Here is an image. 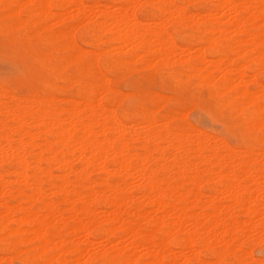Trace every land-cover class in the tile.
<instances>
[{
	"label": "bare ground",
	"instance_id": "6f19581e",
	"mask_svg": "<svg viewBox=\"0 0 264 264\" xmlns=\"http://www.w3.org/2000/svg\"><path fill=\"white\" fill-rule=\"evenodd\" d=\"M0 35L23 68L0 80V264H264V0H0ZM139 63L174 103L196 79L243 144L123 92Z\"/></svg>",
	"mask_w": 264,
	"mask_h": 264
},
{
	"label": "rangeland",
	"instance_id": "374dc122",
	"mask_svg": "<svg viewBox=\"0 0 264 264\" xmlns=\"http://www.w3.org/2000/svg\"><path fill=\"white\" fill-rule=\"evenodd\" d=\"M193 11H195V9H192ZM55 22V21H54ZM176 30H171V33L173 35V40L174 42L178 45L181 46L184 43V40H190L191 36H192V31L189 29H182L179 31V33L174 32ZM178 32V31H177ZM6 43L5 37L0 35V80H8L9 82H11V84H15L17 81H19L22 78V66L20 63L18 64V61H16L15 57L11 54V51L9 49V47L4 44ZM196 49L193 48V50ZM3 50V51H2ZM192 50V51H193ZM137 66V72L134 69L128 70L129 73H127V82L123 81L120 84L121 90L125 93H129V88L127 87V83H143L142 85L144 86V90H148V91H156V92H161L159 94L163 95L166 97L170 96L169 99V103L172 104L169 108L164 109L162 111V113L166 112L167 110L171 109V108H177V110H181L180 113H183L184 116L186 117V119H188L191 123H193L197 128L202 129L207 131L208 133L211 134H215V135H219L221 137H223L227 143L229 145H231L232 147H240V145L243 144V139L241 137V130H228V126H224L225 123L228 125L232 124L231 118L229 117V113L225 112L223 110H219V107L217 106L216 102L213 100H210L208 98L207 92L205 89L197 86V88H195V86L193 84H195L194 81H196V79L194 80V78L191 79V86L189 87L187 93H184V97L182 99L181 103H174L175 101V95L173 92H171L170 90H164L160 84H158L157 82L152 83V84H148L147 81H143L142 79L143 76H139L141 75L140 73H142L144 75V77L146 76V72L148 74V72L153 71V69H148V71L142 70L141 64H136ZM140 66V67H139ZM141 69V70H139ZM133 70V73L131 74V71ZM21 73V74H20ZM130 76V77H129ZM126 77V78H127ZM145 80V79H144ZM194 82V83H193ZM194 88V89H193ZM191 89V90H190ZM27 91V89L25 87H22L18 92L19 93H25ZM192 91V92H191ZM195 92V93H193ZM194 94H200L198 97L201 98H196L199 100H195L192 101V96ZM162 100V99H161ZM201 101V102H200ZM194 102V103H192ZM193 104V105H192ZM180 105H182L180 107ZM187 109V110H186ZM192 109V110H191ZM191 110V111H190ZM188 113V115H186ZM228 130V131H226ZM247 142H249V139L247 140ZM93 178H95V176H93ZM100 239H96L94 241V243H99ZM99 247L98 245H94L95 249H97ZM93 247V248H94ZM97 247V248H96ZM24 248V247H23ZM14 256H13V255ZM4 255V256H3ZM5 255H8V257L10 255H12L13 257H11L12 259V263L13 264H23L21 263V259L23 258V256L19 253L17 254L15 251L14 252H4L2 254V256L5 258ZM18 255V256H16ZM21 255V256H19ZM262 255V250L257 248L255 249V256L256 258L261 257ZM88 256H91V258H88ZM85 257L82 258V260L80 259L79 262L81 264H104V262H106V264H108L105 259L102 258H97L96 260H94L92 258V255H86ZM7 257V256H6ZM7 257V259H8ZM19 257V258H18ZM10 258V257H9ZM11 259H8L9 261ZM17 259V260H15ZM20 259V261H18ZM103 260H105L103 262ZM82 261V262H81ZM84 261V262H83ZM79 262H77L76 264H78ZM7 263H9L7 261ZM6 260L3 262V264H7ZM79 263V264H80ZM110 264H119L116 262H110Z\"/></svg>",
	"mask_w": 264,
	"mask_h": 264
}]
</instances>
